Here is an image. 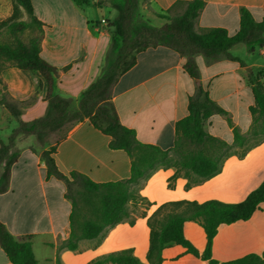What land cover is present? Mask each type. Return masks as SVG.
<instances>
[{
  "label": "crops",
  "instance_id": "obj_1",
  "mask_svg": "<svg viewBox=\"0 0 264 264\" xmlns=\"http://www.w3.org/2000/svg\"><path fill=\"white\" fill-rule=\"evenodd\" d=\"M32 1L36 17L44 24L41 55L60 69L57 93L78 103L82 94L101 76L114 37L113 29L107 24L118 16L117 7H124L125 0H94L85 7L77 6L72 0ZM191 1L194 0H140V13L161 27L167 19L182 14ZM204 1L206 7L197 23L200 33L223 28L235 36L240 31L243 9H248L257 22L264 19V0ZM13 8L11 1L0 0V19L9 18ZM239 46L231 53L244 65L228 59L210 65L203 56H198L199 80L186 72L187 59L172 49L158 47L139 54L137 64L120 79L114 90L113 101L121 123L135 130L142 143L164 151L172 150L177 123L189 115L190 100L201 84L209 97L228 112V115H215L209 119L207 132L233 145L234 127L244 135L253 126L251 107L256 106V98L251 77L264 71V65L235 55ZM1 76L10 97L25 103L22 108L25 122L46 115L47 86L41 74L8 68ZM7 116H10L9 112ZM110 142V137L86 121L70 126L61 140L46 148L39 150L27 146L20 149V157L12 168L9 191L0 194V222L18 241L32 242L39 264H93L96 253L100 259L127 249H135L136 254L147 262L151 233L148 219L160 206L179 200L231 203L240 198L241 169L250 164L248 160L229 159L220 175L209 180L200 179L190 190L186 188L189 179L184 173L171 182L177 168L157 167L132 184V192L147 199V205L132 200L127 206L128 216L121 223L109 226L97 239L80 241L78 250L71 251L67 244L72 234L73 204L66 196L65 182L48 177L42 153L56 147L58 167L66 175L76 171L98 183L130 180L131 158L124 151L111 150ZM199 192L208 196L202 198ZM131 221L135 224L131 225ZM224 227L220 228L213 248L214 259L222 263L227 260L217 257V246ZM126 233L133 237L126 238ZM186 234L202 252L205 250L207 238L200 224L188 223ZM102 249L107 252L102 253ZM225 249L229 251V245ZM163 257V264H167L185 261L191 255L186 254L183 247L173 245L164 251ZM0 264H13L1 245Z\"/></svg>",
  "mask_w": 264,
  "mask_h": 264
},
{
  "label": "trees",
  "instance_id": "obj_2",
  "mask_svg": "<svg viewBox=\"0 0 264 264\" xmlns=\"http://www.w3.org/2000/svg\"><path fill=\"white\" fill-rule=\"evenodd\" d=\"M13 3V14L0 21V83L5 97L0 105L5 106L18 126L12 131L8 142H0V194L9 191L11 172L20 155H14L16 141L20 136H36L41 144L61 132L67 126L88 121L96 130L110 137V149L124 151L132 160L131 179L119 182L98 183L86 174L72 172L64 174L58 167L52 147L42 153L48 177L65 182L67 198L73 204L71 214L72 234L68 248L77 251L82 240L97 239L106 228L121 223L127 216V206L132 200L148 204L147 199L132 192V184L145 178L157 167H175L176 181L182 174L189 179L191 174L203 180L217 177L230 158V145L209 134L205 123L215 115L228 112L213 101L201 84L189 104V115L177 123L176 142L172 150L139 141L137 133L125 127L120 120L113 101L114 90L120 79L134 68L139 54L158 47H166L187 59L186 72L195 80L200 79L198 56L207 64L222 59H240L231 53L233 48L245 45L249 53L264 48V19L257 22L248 9L241 12L240 31L231 36L226 29L214 28L202 33L196 25L206 7L204 0L187 3L182 15L169 18L159 28L152 26L140 15V0H125L124 7H117L118 16L110 27L114 37L106 57V65L98 80L81 96L79 102L57 93L56 83L60 69L43 59L42 44L45 36L44 24L36 17L32 0H8ZM77 6H89L94 0H72ZM150 1V0H148ZM23 12L30 19L22 20ZM8 68H18L41 74L47 86L48 109L45 116L31 122L22 119L23 103L14 101L1 73ZM256 106L251 107L254 124L264 117V80L251 79ZM259 116V117H258ZM230 125L234 127L232 120ZM234 144L243 146L245 137L234 127ZM172 186V185H171ZM193 184H187L190 190ZM264 204V182L239 203L210 200L204 203L190 200L172 201L163 204L148 219L150 250L144 262L135 249L122 250L101 258L93 264H163L164 251L181 246L196 259L208 264H264L263 254H249L243 258L219 262L214 259V242L222 226L250 221ZM196 222L204 229L207 242L202 252L186 234L188 223ZM131 225L135 221L130 222ZM0 245L13 264H39L30 241H18L0 222Z\"/></svg>",
  "mask_w": 264,
  "mask_h": 264
},
{
  "label": "rangeland",
  "instance_id": "obj_3",
  "mask_svg": "<svg viewBox=\"0 0 264 264\" xmlns=\"http://www.w3.org/2000/svg\"><path fill=\"white\" fill-rule=\"evenodd\" d=\"M21 19L29 20L30 17L25 12H23V16ZM142 19L145 21H149L143 17ZM4 20L6 19H0V21H4ZM167 23L168 20L166 21V24ZM105 24H107V22ZM110 24L111 23L107 25L110 26ZM151 24L154 27L160 26L156 23L154 24L151 23ZM196 29H197V25H196ZM263 50L264 48H258L254 54H250L246 50L245 45H241V47L239 46V48L234 52V54L237 55L238 57L244 58L246 61H253L264 65ZM253 78L255 79L259 78L261 80H264V71L259 72L257 76L251 77V79ZM5 95L6 94L2 90V85L0 83V101L3 100ZM7 112L8 111L5 108V106L0 105V142L3 143L8 142V139L13 129L18 126L17 122L10 115V113H9L10 116H7ZM206 123H205V128H206ZM72 125L67 126L61 132L51 136L46 141L45 144H41L36 136H20L21 139L19 141L18 140L16 141V147L13 150V153L14 155L19 154L20 149H24V147L27 146H32L39 150L46 148L47 146H49L50 143H55L58 140H61L65 135V131ZM243 134L246 139L245 144L243 146H239L236 144L230 145V150H229L230 153L229 159L250 161L249 166L247 164L248 167H244L241 169L242 175L240 177H242V182L240 184L241 190L238 195L240 196V198H236L232 200L231 203L233 204L238 203L241 198L247 196L250 192L256 190L264 181V117L258 119L256 124H254V120H253V126L249 129L247 133H243ZM55 135H57V137H55ZM237 171L240 170L237 169ZM3 172H4V167L0 170V183H1V175L3 174ZM200 179L201 178L197 177L195 174H191V176L189 177V181L193 185L195 184V182L199 181ZM199 194H200L199 196H201L202 198H204V196L206 197L208 196V195H204L203 192H199ZM144 204L147 205V203ZM222 231L223 234H221L219 244L217 246V257L220 256V258H226L227 260L226 262H229L243 258L249 254H260V255L263 254L264 253V205L261 207V211H258L251 221L239 222L233 226H225ZM128 233H126L127 236ZM132 237L133 236L130 235L126 238H132ZM228 245L230 247V250L226 251L225 247ZM105 252H107V250L102 249V253ZM96 255L97 253L93 255L95 261L100 260L101 258L98 259ZM167 264H204V262L191 256L185 261L169 262Z\"/></svg>",
  "mask_w": 264,
  "mask_h": 264
},
{
  "label": "built area",
  "instance_id": "obj_4",
  "mask_svg": "<svg viewBox=\"0 0 264 264\" xmlns=\"http://www.w3.org/2000/svg\"><path fill=\"white\" fill-rule=\"evenodd\" d=\"M264 51V50H263Z\"/></svg>",
  "mask_w": 264,
  "mask_h": 264
}]
</instances>
